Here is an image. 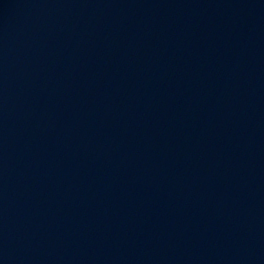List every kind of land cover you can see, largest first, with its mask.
Returning a JSON list of instances; mask_svg holds the SVG:
<instances>
[{
    "label": "water",
    "instance_id": "obj_1",
    "mask_svg": "<svg viewBox=\"0 0 264 264\" xmlns=\"http://www.w3.org/2000/svg\"><path fill=\"white\" fill-rule=\"evenodd\" d=\"M0 264H264V0H0Z\"/></svg>",
    "mask_w": 264,
    "mask_h": 264
}]
</instances>
